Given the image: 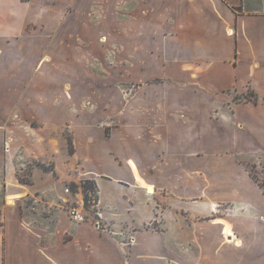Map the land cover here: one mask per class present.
Returning a JSON list of instances; mask_svg holds the SVG:
<instances>
[{
  "label": "crops",
  "instance_id": "0c3cea01",
  "mask_svg": "<svg viewBox=\"0 0 264 264\" xmlns=\"http://www.w3.org/2000/svg\"><path fill=\"white\" fill-rule=\"evenodd\" d=\"M248 159L264 0H0V264H264Z\"/></svg>",
  "mask_w": 264,
  "mask_h": 264
},
{
  "label": "rangeland",
  "instance_id": "374dc122",
  "mask_svg": "<svg viewBox=\"0 0 264 264\" xmlns=\"http://www.w3.org/2000/svg\"><path fill=\"white\" fill-rule=\"evenodd\" d=\"M94 24H97V20H93ZM128 20L127 19H122L121 23H122V26H126L128 24ZM117 39H116V43H119V41H121V44H128L129 42V36L128 35H120V36H116ZM111 43L109 41H107V43H103V45H108L107 48H106V59H111L113 58L115 55H117L118 53H116L117 51H114V48H113V44L110 45ZM115 45H119V44H115ZM122 48V46H121ZM98 54V53H97ZM121 54L123 55H126V53L122 50ZM123 90H126V91H123L124 93H131L133 92L136 87H133L132 85L130 84H127V85H123ZM69 140L70 137H68ZM245 163L247 164L249 170L253 169V175H255L258 179V181L264 185V162L260 163V167H259V164H256L253 162L252 159H248L247 161H245ZM40 165V169H44V170H52L54 169V166L53 165H45V164H39ZM32 166V165H31ZM35 166H38V165H33V167ZM31 174H32V168H27L24 172H22L20 175V180L26 184L28 183H31ZM70 186V191L75 193L77 191V186L76 185H69ZM81 187H82V184H81ZM34 200H29V204H32ZM72 202H69L65 199L61 200V202L59 203V208L61 210H67L69 205H71ZM74 206H78L76 203H73ZM85 208L88 209V210H91V213H90V216H89V220H92L93 222H96L98 216L96 215V212H97V209L95 208H92V207H86L85 205ZM45 213H48L47 211H45Z\"/></svg>",
  "mask_w": 264,
  "mask_h": 264
},
{
  "label": "trees",
  "instance_id": "16d2710c",
  "mask_svg": "<svg viewBox=\"0 0 264 264\" xmlns=\"http://www.w3.org/2000/svg\"><path fill=\"white\" fill-rule=\"evenodd\" d=\"M235 100H238V98H235ZM256 101L257 100L254 99V102H256ZM69 147H70V151L72 152V141L71 140H69ZM249 171H250L253 179H255V181L261 186V188L264 191V185L258 181V179L255 175H253V169H251ZM82 191L84 194L86 207H89V203L92 200V197H96V199L98 200V198H97V185L95 182H93V181L83 182L82 183Z\"/></svg>",
  "mask_w": 264,
  "mask_h": 264
},
{
  "label": "built area",
  "instance_id": "2783aa9c",
  "mask_svg": "<svg viewBox=\"0 0 264 264\" xmlns=\"http://www.w3.org/2000/svg\"><path fill=\"white\" fill-rule=\"evenodd\" d=\"M97 203L98 202H97L96 197H92V200L90 201L89 204H90V206L92 208H96ZM67 211L69 212L72 221H74V222H76L78 224L85 223L88 220L87 212H86V210L83 207L69 205Z\"/></svg>",
  "mask_w": 264,
  "mask_h": 264
},
{
  "label": "bare ground",
  "instance_id": "6f19581e",
  "mask_svg": "<svg viewBox=\"0 0 264 264\" xmlns=\"http://www.w3.org/2000/svg\"><path fill=\"white\" fill-rule=\"evenodd\" d=\"M150 191L153 192V189L151 188ZM9 203H10V204H13V200H12V199H9ZM228 237H230V238H232V239L234 238V236H233V234H232L231 232L228 233ZM230 240H231V239H230Z\"/></svg>",
  "mask_w": 264,
  "mask_h": 264
}]
</instances>
